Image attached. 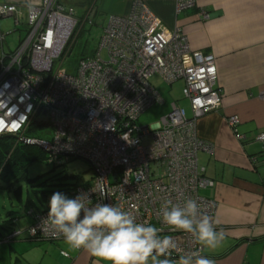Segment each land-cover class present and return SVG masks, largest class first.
<instances>
[{
	"label": "built area",
	"instance_id": "1",
	"mask_svg": "<svg viewBox=\"0 0 264 264\" xmlns=\"http://www.w3.org/2000/svg\"><path fill=\"white\" fill-rule=\"evenodd\" d=\"M197 7L198 0H176L175 12ZM78 10L63 0H43L31 17L27 11L26 35L17 48L0 51V137L11 135L37 146L56 166L67 157L87 161L95 178L77 185L71 198L89 193L93 204L119 205L137 222L160 228V235L173 236L178 245L173 259L192 251L203 255L189 234L169 231L160 210L167 200L183 205L195 199L215 221L217 202L200 194L215 182L198 164L199 152H212L214 146L200 139L197 125L222 106L216 58L191 50L181 28H166L145 0H133L126 15L108 18L94 55L69 72L66 65L79 31L95 21L93 5ZM8 16L20 26V9L0 4V18ZM202 17L209 19L204 11ZM6 37L0 32L1 46ZM156 75L170 86L183 82L191 115L174 102L155 126L140 127L141 115L165 104L151 83ZM227 123L235 138L244 141L237 130L239 116H230ZM34 124L41 126L43 138L26 136ZM46 128L53 129L50 138ZM255 140L264 151V132ZM48 211L34 214L25 232L29 238L63 239L41 226ZM22 235L14 231L9 239Z\"/></svg>",
	"mask_w": 264,
	"mask_h": 264
},
{
	"label": "crops",
	"instance_id": "2",
	"mask_svg": "<svg viewBox=\"0 0 264 264\" xmlns=\"http://www.w3.org/2000/svg\"><path fill=\"white\" fill-rule=\"evenodd\" d=\"M89 1L63 0L81 12ZM145 1L166 28L182 29L191 50L216 58L217 85L223 101L218 111L198 121V136L214 146L212 152H199L198 164L215 182L200 194L217 202L215 221L217 229L224 231L225 240L215 250L204 249L203 256L215 264H264V151L255 140L264 132V98L261 97L264 92V0H198L197 8L180 14L175 12L176 0ZM94 2L98 10L96 20L101 13L109 17L126 15L133 0ZM0 4L15 5L22 12L20 26L13 17L0 18L14 22L11 28L5 29L0 21V32L8 35L7 31L25 27V0H0ZM202 11L208 13V20L203 19ZM1 50L12 51L7 38L3 46L0 44ZM188 112L191 115L190 105ZM232 115H238L241 120L237 130L245 136L244 141L237 140L228 126L227 119ZM0 184L8 190L6 183L0 181ZM19 201L22 203L21 195ZM32 205L29 197L25 209L27 221L21 228L17 227L18 217L12 210L6 221L9 228L0 227V264H96L95 258L86 251L68 248L63 239L29 238L25 232L33 225L34 214L47 209H35ZM4 211H7L5 206ZM11 218L16 219L11 221ZM14 231L23 235L10 240Z\"/></svg>",
	"mask_w": 264,
	"mask_h": 264
},
{
	"label": "clouds",
	"instance_id": "3",
	"mask_svg": "<svg viewBox=\"0 0 264 264\" xmlns=\"http://www.w3.org/2000/svg\"><path fill=\"white\" fill-rule=\"evenodd\" d=\"M41 3L42 0H25L30 17ZM160 213L170 232L189 234L200 248L215 250L225 240L224 231L217 229L218 222L202 213L195 199H187L183 205L167 200ZM41 226L62 236L68 248L86 251L96 264H215L199 251L173 259L172 253L178 247L173 236H162L160 228L137 222L119 205L93 204L86 192L75 198L53 193Z\"/></svg>",
	"mask_w": 264,
	"mask_h": 264
},
{
	"label": "rangeland",
	"instance_id": "4",
	"mask_svg": "<svg viewBox=\"0 0 264 264\" xmlns=\"http://www.w3.org/2000/svg\"><path fill=\"white\" fill-rule=\"evenodd\" d=\"M108 18L109 15L101 13L97 15L95 25L93 27L86 26L85 31H83L84 27L81 29L84 34L79 39L78 44L74 47L66 65V68L69 72H73L80 62L81 56L77 53L79 44L85 42L88 39V49L94 54L95 50L98 48L100 37L103 32V28L107 24ZM0 21L2 23L1 26H3L5 29L11 28L14 23L12 19H1ZM25 30V27L21 26L17 31H7L9 34L6 38L10 50L13 51L17 48L19 42L22 41L26 35ZM5 49L9 50L7 46ZM103 57L105 59L107 58L106 52H103ZM151 83L157 89L166 103L163 105L157 104L148 109L137 121L136 124L138 126L152 128L163 117L169 114L171 111L170 106L174 102H178L181 107H184L187 111H189V102L183 97L182 82L170 86L164 82L161 77L156 75L152 78ZM45 133L46 136L50 138L53 134V129L46 128ZM33 137L43 138L44 135L43 132H38V135ZM25 174L28 179L32 181H22L11 191L6 190L4 188L5 185L3 186L0 184V227L8 225L6 222L8 219L7 216L9 211L12 210L15 212V216L18 217L17 227L21 228L23 222L27 221L25 209L27 199L29 197L32 199L33 204L35 205L32 206H34L35 209L49 208V200L53 193L61 192L68 198H71V193L77 185H81L84 182H93L95 178V173L87 161L68 157L64 159L63 165L61 166L50 164L47 160L31 163L29 166H27ZM73 176H77V178L75 179ZM20 187L22 190L17 191V189ZM41 191L48 192L47 198L45 200L42 198L43 196ZM20 195L22 196V203L19 201ZM4 206L7 208V211H4ZM9 232H11V229Z\"/></svg>",
	"mask_w": 264,
	"mask_h": 264
},
{
	"label": "trees",
	"instance_id": "5",
	"mask_svg": "<svg viewBox=\"0 0 264 264\" xmlns=\"http://www.w3.org/2000/svg\"><path fill=\"white\" fill-rule=\"evenodd\" d=\"M94 0H90L89 5L95 6ZM98 13V10L95 11ZM95 24V23H94ZM90 27H93L90 25ZM86 29V28H85ZM85 29L83 31H85ZM83 31H80L73 43V49L78 44L79 39L83 36ZM89 40L79 44L78 54L81 56L80 60L92 57L94 54L88 49ZM72 49V50H73ZM41 128L39 124H34L31 130L27 132V137L38 135V129ZM47 160L46 153L37 146L27 145L19 141L17 137L5 135L0 137V181L7 184V189H14V187L22 181H32L26 176V168L31 163ZM75 179L77 176H73ZM20 188L17 189L19 191ZM42 198H47L46 191H41ZM31 199V198H30ZM16 218H11V221Z\"/></svg>",
	"mask_w": 264,
	"mask_h": 264
},
{
	"label": "water",
	"instance_id": "6",
	"mask_svg": "<svg viewBox=\"0 0 264 264\" xmlns=\"http://www.w3.org/2000/svg\"><path fill=\"white\" fill-rule=\"evenodd\" d=\"M9 17H11V16H8V18H9ZM40 121H41V120H40ZM44 122H47V119H46V118L44 119Z\"/></svg>",
	"mask_w": 264,
	"mask_h": 264
}]
</instances>
